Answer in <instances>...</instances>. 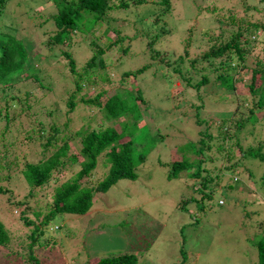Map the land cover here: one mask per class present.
Segmentation results:
<instances>
[{"label": "rangeland", "instance_id": "374dc122", "mask_svg": "<svg viewBox=\"0 0 264 264\" xmlns=\"http://www.w3.org/2000/svg\"><path fill=\"white\" fill-rule=\"evenodd\" d=\"M128 1L131 2L130 9L111 13L108 20L96 24L86 34L74 35L65 45L50 41L51 36L56 32L55 27L45 21L51 12H54L51 0H5L4 5H0V31L2 26L16 23L17 36L28 42L32 57L34 52H39L42 56L53 59L42 61L41 64H47V66L40 72L44 87L50 90L40 89L36 97L42 100L31 101L30 109L22 110L18 105L23 97L22 92H15L9 88L8 93H4L1 89L5 87H0V108L3 109L6 95H15V106L11 107L10 117L17 118L10 123L12 124L11 132L6 131L5 136H0V188L2 189L0 218L5 224L11 223L10 227L12 229L13 226V230L22 228L18 217L21 210L25 208L20 207V204L28 195L29 188L21 175V170L27 161L38 162L42 151L41 146L38 145L39 141L26 139V129L30 126L37 127L39 122H42L48 129L54 125L59 130L65 131L66 136H73L81 130L97 128L100 124L98 122L102 120L101 113L91 117L93 113L81 101V97L93 98L102 92L104 97L102 102L105 103L107 96L117 91L123 92L122 89L127 87L130 91L137 94L139 92L143 96L144 102H139L144 114L143 123L149 126L153 124V127L161 126L166 135V142H160L152 155L158 167L149 168L146 173H141L140 190H130L129 186L132 183L122 181L111 192L97 194L99 196L91 212L78 217L79 219L75 218V221L70 223L72 228L69 232L63 225V219L56 221L52 226L57 225L61 229L59 233L53 232L52 237L58 239L60 235H65L59 240L51 239L56 240V243L48 246L49 256L46 254L45 257L38 256L42 264H89L91 260L95 262L94 259L114 257L124 252L136 253L139 259L138 264H258V250L255 243L262 234L256 233L255 229L258 227L256 225L261 223V219H264V191L262 179H260L264 174V166L259 161H248L243 167L245 175H241L243 178L238 184L233 183V189H223L216 193L202 221L193 224L191 217L178 211L176 207L177 202L184 195L189 194L186 184L192 182L183 179L184 182L181 178L168 180L167 169L157 159L160 158L163 162L176 159L177 151L171 141L173 132L168 126L173 120L175 106L179 100L186 104L184 107L187 109V115L183 117L190 118L189 121L195 118V110L190 107L192 104L200 108V117L209 123L216 122L234 112L235 104L232 98L230 95L227 96L224 88L222 89L218 84L209 83L202 86L200 93L203 100L197 97V91L191 88L192 86L186 87V80L183 81L174 69L178 66V62H181L177 59L183 56L184 60L180 63L183 70L198 59L194 64V68L198 71L188 72V77L195 75V78L191 80L193 84L199 82L204 75L209 81L214 82L213 67L202 54L209 50L214 41L219 44L224 41V38L218 40L219 42L211 41L208 35H203V31L213 29L214 32L210 35L216 38L219 34L218 22L220 20L229 22L234 18L237 23L228 25L231 32H237L239 27L244 30L247 22L257 24L258 29L254 30L256 34L250 35L251 43H263L264 1L172 0L170 13L162 19V23H167V29L162 32L164 36L152 45L155 51L172 57L170 59L174 62L177 60V63L173 62V65L168 68V72L173 74L172 83L162 76L166 70L160 68L159 60L153 59L154 53L148 48L145 37L148 33L149 41L152 36L160 32L158 29L163 27L162 23H155L156 13L161 8L158 5L160 0H146V3L140 5L134 3L137 0ZM126 48H129V51L124 53L122 49ZM98 49L105 50V54L99 56L95 65L88 68L90 59ZM66 50H70L76 60V71H81L82 76L90 79L82 82L83 89L75 95L74 102L81 108L80 112H72L67 104L70 94L76 91V77L71 71L69 60L64 55ZM100 60L104 62L103 68L100 67ZM144 66L149 67L136 80L123 77L126 72L135 71ZM85 69L89 70V73L83 75ZM250 75V73L245 75L246 84L250 82ZM103 76L104 78L101 79ZM121 80H123L122 83ZM238 87L241 88L242 85L239 84ZM190 88V92H186ZM166 93L169 95H165ZM43 94L44 97H42ZM176 95H178L176 98L171 99ZM249 107H251L250 104ZM17 109L22 112L16 114ZM255 109L257 123L255 125L247 123L237 137L229 139L231 141L227 143L228 145L231 146L232 143L235 144L240 140L242 145L254 147L257 139L264 140V108L256 107ZM160 110L167 113L166 118L163 114L159 115ZM66 122L69 123L67 129L64 128ZM4 124V112H2L0 133L4 130ZM18 124L19 133L16 131ZM206 126L204 124L203 128ZM211 131L216 135L219 129L216 126ZM177 136L184 143L194 140L196 135L182 128ZM16 141L22 147L21 151L17 152L13 147V142ZM219 142L216 140L215 144ZM77 147L76 141L73 149ZM212 165L213 163L210 166ZM230 165V163L224 164L222 168L216 170L219 173L216 175L223 177V185L226 180H230L231 175V177L235 175L232 172L236 170L232 168L226 170ZM106 170L107 168H98L94 172L95 178H88L83 184L94 185L98 181L96 177H101L107 172ZM248 170L252 171L251 176ZM56 174L59 180L53 183L54 187L65 181L66 176L70 177L65 171ZM9 175L11 178L7 177ZM244 176L249 183L246 189L252 190L249 193L239 190L246 185ZM252 184H255L258 189L253 188ZM50 190L49 188L38 189L37 195L30 201L27 213L33 220L37 218L33 211L39 210L42 214L47 212L52 201ZM134 192L136 193L133 194ZM127 194L130 195L128 198L125 197ZM246 197L249 202L255 203L248 209L255 210L254 207L257 205L258 209H262L260 215H253L251 218L247 216L251 212L240 215L237 204ZM220 200L223 204H220ZM129 205L133 207L130 210H128ZM100 211L105 214L100 215ZM121 213L129 214L136 219L134 230L130 234L123 232L119 227L122 224ZM251 223L254 224L255 229ZM181 224L187 225L184 230ZM24 228L27 230L28 227L24 226ZM13 251L17 252L16 249ZM2 262L6 263L0 252V263Z\"/></svg>", "mask_w": 264, "mask_h": 264}, {"label": "trees", "instance_id": "16d2710c", "mask_svg": "<svg viewBox=\"0 0 264 264\" xmlns=\"http://www.w3.org/2000/svg\"><path fill=\"white\" fill-rule=\"evenodd\" d=\"M51 1L54 12H51L45 21L56 29L50 41L61 45L67 44L74 35L86 34L96 24L108 20L111 13L130 9L131 5L128 0ZM4 2L5 0H0V5H4ZM134 3L140 5L146 3V0H137ZM158 5L161 8L156 13L155 23H162V19L171 11L172 0H160ZM218 23L219 34L216 38L210 35L211 32H214L213 29L203 31V35H208L210 37L208 39L211 41L224 38L223 42L218 41L219 44L214 41L209 50L202 54L203 58L208 60L213 67L215 81H209L204 75L199 82L195 84L191 82L195 75L188 77V72L191 70L193 73L198 71L197 68H194V64L198 59L193 61L191 68L187 67L186 70H183L180 63L184 58L180 56L177 60L181 62H178V66H175L174 69L180 74L183 81L186 80V87L192 86L191 88L197 91V97L201 100H203L200 93L202 86L215 83L221 86L222 89L224 88L225 94L230 95L232 102L235 104L234 112L216 122L211 121L209 123V121L200 117V108L192 104L190 107L195 110V118L189 121L190 118L183 117L187 115V109L184 107L186 104L179 100V97L173 120L168 126L172 128L171 131L173 132L171 141L177 151L176 159L169 162H163L160 158L157 159L167 169L168 180L181 178L182 181L185 179L192 182L186 184L189 194L184 195L177 202L176 207L178 211L189 215L193 224L202 221V218L206 215L205 213L210 209V201L216 193L223 189H233V183L238 184L240 179L243 178L241 175H245L243 167L247 165L248 161H259L264 166V140L257 139V144L254 147L251 145L244 146L240 140L235 144L232 143L231 146L227 144L231 141L229 139L238 136V133L247 123L252 125L257 123L256 107L264 108V41L261 40L263 43L258 42V44L251 43L250 35L256 34L254 30L258 29L257 24L247 22V27L244 30L239 27L237 32H231L228 25L237 23L234 18L229 22L220 20ZM166 24L163 22V27L158 29L160 32L152 36L149 41L148 33L145 34V37L147 38L148 48L154 53L153 59L159 60L160 68L166 70L162 76L165 79L167 78L169 83H172L173 74L168 72V68L173 65L174 60L170 59L172 57L152 48L153 43L164 36L162 32L167 29ZM17 35L16 23L2 26L0 31V87H5L1 89L4 93H8L9 88H12L15 92H22L23 97H21L18 105L24 110L32 107L31 101L42 100V98H37L36 95L40 89L45 88L40 72L47 64L41 63L53 59L49 56L44 57L39 52H34L32 57L28 42ZM189 42L188 40V44ZM122 50L127 53L129 48ZM103 54H105V50L98 49L90 59L88 68L94 66L96 59ZM64 55L69 60L71 71L76 77V91L70 94V100L67 104L71 109L73 108L72 112H80L81 108L74 102L75 95L83 89L82 82L90 79L82 76L81 71H76V60L70 50L64 51ZM177 60L174 63H177ZM100 67H104L103 60H100ZM148 67L144 66L138 70L126 72L123 77L136 80L146 72ZM88 73L89 70L85 69L83 75ZM247 73L251 74L248 84L245 82ZM103 78L104 76L101 79ZM239 84L242 85L241 88L238 87ZM191 88L186 92H190ZM45 89L50 90V88ZM122 90L123 92L117 91L113 95L105 96V103L102 102L104 98L102 92L93 98L81 97V101L85 102L84 104L92 111L91 117L97 116L99 112L101 113L102 120L98 122L100 124L97 128L88 131L81 130L73 136H66L65 131L59 130L54 125H51L48 129L47 125L42 122H39L37 127L30 126L26 129V139L39 141L40 144L38 145L41 146L42 150L40 153L41 159L38 162L27 161L21 170V175L29 188L28 195L20 204V207L25 208L21 210L18 217L22 228L13 230V226L12 229L10 227L11 223L9 225L5 224L0 218V252H2L6 262L0 264H42V260L38 256L45 257V254L49 256L48 246L52 243L55 244L56 240L65 235H60L58 239L52 237L53 232L59 233L58 231L61 229L57 225L52 226L56 221L63 219V225L67 227L66 229L69 232L72 228L70 223L74 222L75 218L79 219L78 217L88 215L91 212L95 200L99 196L97 194L111 192L122 181L132 183L129 186L130 190H140L141 173H146L149 168L158 167L152 155L160 142H166L163 128L143 123L144 114L139 102L143 103L144 99L139 92L138 95L127 89V87ZM165 95L169 94L166 93ZM14 96L6 95L3 109L0 108V114L4 112L5 120L4 130L0 133V136H5L6 131L10 133L12 125L10 123L17 119L16 116L10 117L11 107L15 106ZM177 96H173L171 99ZM42 97H44V94ZM249 104L251 107L248 108ZM21 112L18 109L15 110L16 114ZM158 113L159 115L163 114L166 118L167 113L163 110ZM204 124L207 126L203 128ZM68 125L69 123L66 122L64 128L67 129ZM216 126L219 131L215 135L211 129ZM182 128H186L190 134L196 135L194 140L183 143L181 139H178L177 135L181 133ZM17 129L16 131L19 133V124ZM216 140L220 142L215 144ZM76 141L78 147L73 149ZM13 144L14 146H11L16 148L17 152L21 151L22 147H20L18 141L13 142ZM212 151L214 152L211 153ZM35 154L37 153L35 152ZM212 163L213 165L210 166ZM229 163L231 165L226 170H230V168L236 170L232 172L235 175H233L234 177H231V175L230 180H226L223 185V177L217 176L216 174L219 173L216 170ZM98 168H107V172L102 174L101 177H96L98 181L94 185L83 184L84 181H87L86 179L95 178L94 172ZM60 171L67 172L70 177L66 176L65 181L54 187L53 183L59 180L56 173ZM248 172L251 176L252 171L248 170ZM7 177L11 178L10 175ZM244 179L246 181L245 176ZM260 179H262L261 183L264 191V174L261 175ZM248 185L249 183L246 181V185H243L239 190L246 193L251 192L252 190L246 189ZM251 186L257 188L255 184ZM45 188L51 189L52 201L45 214H42L39 210L33 211L37 217L33 220L27 213L30 208L29 203L37 195L38 189L43 190ZM0 191H2L1 188ZM126 196L128 198L130 195L127 194ZM220 204H223L222 200H220ZM253 205L255 203L249 202L247 197L239 201L237 208L240 215L246 212H251L247 214L248 218L253 215H260L262 209H258L257 205L254 207L255 210L248 209ZM132 208V206H128V210ZM99 214L104 215L105 212L100 211ZM121 215L122 224L119 227L123 232L130 234L134 230L136 219L130 217L129 214L121 213ZM261 220L259 225H256L258 220L254 223L258 226L256 229L254 224L251 223L255 232L262 234L255 243L258 250V264H264V219ZM24 226L28 227L27 230ZM180 226L184 230L187 225L181 224ZM14 249L17 252L13 251ZM94 260L96 261L91 260L89 264H138L139 261L138 255L130 252Z\"/></svg>", "mask_w": 264, "mask_h": 264}, {"label": "bare ground", "instance_id": "6f19581e", "mask_svg": "<svg viewBox=\"0 0 264 264\" xmlns=\"http://www.w3.org/2000/svg\"><path fill=\"white\" fill-rule=\"evenodd\" d=\"M165 23H166V22H165ZM165 30H166V29H165ZM168 31H169V30H168ZM141 34H142V33H141ZM136 37H137V36H136ZM132 38H133V37H132ZM129 41H130V40H129ZM149 58H150V57H149ZM65 83H66V82H65ZM84 100H85V99H84ZM90 100H91V99H90ZM99 102H100V101H99ZM84 103H85V102H84ZM74 105H75V104H74ZM72 109H73V108H72ZM72 109H71V110H72ZM132 128H133V127H132ZM134 130H135V129H134Z\"/></svg>", "mask_w": 264, "mask_h": 264}]
</instances>
